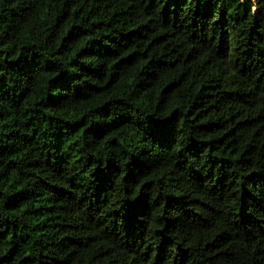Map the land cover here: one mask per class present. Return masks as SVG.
Here are the masks:
<instances>
[{
  "label": "trees",
  "instance_id": "16d2710c",
  "mask_svg": "<svg viewBox=\"0 0 264 264\" xmlns=\"http://www.w3.org/2000/svg\"><path fill=\"white\" fill-rule=\"evenodd\" d=\"M0 264H264V0H0Z\"/></svg>",
  "mask_w": 264,
  "mask_h": 264
}]
</instances>
